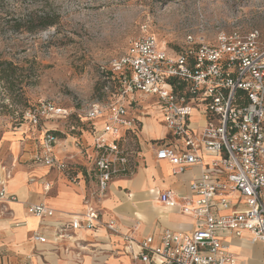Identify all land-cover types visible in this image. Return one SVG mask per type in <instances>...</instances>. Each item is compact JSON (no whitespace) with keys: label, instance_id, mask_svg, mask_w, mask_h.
<instances>
[{"label":"built area","instance_id":"obj_1","mask_svg":"<svg viewBox=\"0 0 264 264\" xmlns=\"http://www.w3.org/2000/svg\"><path fill=\"white\" fill-rule=\"evenodd\" d=\"M112 71L118 73L121 98L113 105H88L84 116L90 122L105 118L101 130L93 123L94 145L98 151L96 170L100 194L107 191L117 176H128L127 156L120 151L125 135H137L141 123L128 118L135 93L154 96L160 106L163 124L172 143L155 144L156 158L169 162L174 174L200 165L202 173L190 185V196L183 198L184 209H191L197 229L191 233L164 230L158 239L150 236L137 241L123 235L125 252L135 264H237L227 237L242 238L264 246V38L257 30L219 31L214 39L188 33L185 46L173 50L155 35L145 34L130 42L126 54L116 59ZM108 89V88H107ZM126 97H131L125 105ZM73 110L51 103L42 104L39 113L29 112L35 124L39 115L68 119ZM198 113L205 124L198 129L192 118ZM57 137L46 132V154L36 160L56 168L73 182L67 164L54 155ZM117 164L123 166L117 168ZM9 174L0 175V204L18 202L7 189ZM236 197V198H235ZM238 198V199H237ZM163 205H178L172 191L160 195ZM228 214H222L228 212ZM28 213L44 220L55 211L45 204H32ZM102 221L92 205L86 212L58 230H95ZM118 233L115 220L104 223ZM33 240L47 243L44 234L35 232Z\"/></svg>","mask_w":264,"mask_h":264},{"label":"rangeland","instance_id":"obj_2","mask_svg":"<svg viewBox=\"0 0 264 264\" xmlns=\"http://www.w3.org/2000/svg\"><path fill=\"white\" fill-rule=\"evenodd\" d=\"M44 19L55 24L43 28ZM222 30H257L264 38V0H0V170L11 171L16 159L22 166L43 164L35 158L46 154L44 138L51 132L59 139L54 155L65 160L67 173L98 180L93 122L84 112L90 104L108 106L121 98L113 62L145 34L180 50L188 33L212 41ZM136 97L139 107L130 110L132 117H148V112L158 117L156 108L147 110L146 95ZM45 103L74 113L68 119L39 115L35 124L28 113L38 114ZM84 133L89 140L80 137ZM136 139L133 132L125 136L120 151L129 174L114 180L137 172ZM67 140L77 150L59 155L60 142ZM162 175L170 178L165 169Z\"/></svg>","mask_w":264,"mask_h":264},{"label":"crops","instance_id":"obj_3","mask_svg":"<svg viewBox=\"0 0 264 264\" xmlns=\"http://www.w3.org/2000/svg\"><path fill=\"white\" fill-rule=\"evenodd\" d=\"M138 93L134 94L133 104L128 108V118H137L141 123V129L135 134L140 164L132 177L113 180L105 196L100 194L98 180H88L83 173L76 175V182H73L55 168L36 162L22 166L17 164V159L11 171L5 167L0 170V175L10 176L8 192L18 197V202L0 204V264H135L132 256L125 252L123 235L141 241L150 236L158 239L167 229L187 234L197 229V221L191 209H184L182 199L190 196V185L201 175L202 168L195 165L174 174L169 162L157 160L153 146L173 140L163 124L162 112L154 96L146 95L149 98L147 110L156 108L158 117L150 118L149 112L148 117H132L130 110L139 107ZM105 122V118L93 121L98 130ZM192 123L198 129L205 121L196 113ZM144 132L150 135L143 136ZM128 133L131 131H122L125 136ZM91 134L94 139L92 131ZM80 137L89 140L85 133ZM70 142H60L59 155L77 150ZM11 149L13 155L18 153L16 143ZM162 169L170 175L167 181ZM165 191L175 194L178 205L160 202V195ZM150 195L151 200L148 199ZM42 203L55 211L54 217L41 220L28 213L30 205ZM89 205L101 213L99 226L95 230L66 231L68 236L56 240L58 230L84 214ZM228 213L230 211L222 214ZM111 220L118 222V233L106 229L104 223ZM35 232L44 234L48 242H35L32 238ZM250 239L251 234L245 232L240 239L227 237L224 242L236 255L237 264H264V246Z\"/></svg>","mask_w":264,"mask_h":264},{"label":"trees","instance_id":"obj_4","mask_svg":"<svg viewBox=\"0 0 264 264\" xmlns=\"http://www.w3.org/2000/svg\"><path fill=\"white\" fill-rule=\"evenodd\" d=\"M55 23L53 21H50L48 19H44V22L42 23L43 28H47L49 26H53ZM110 76V74L108 75Z\"/></svg>","mask_w":264,"mask_h":264},{"label":"bare ground","instance_id":"obj_5","mask_svg":"<svg viewBox=\"0 0 264 264\" xmlns=\"http://www.w3.org/2000/svg\"><path fill=\"white\" fill-rule=\"evenodd\" d=\"M9 179H10V176H8V178H7V189H8V181H9Z\"/></svg>","mask_w":264,"mask_h":264}]
</instances>
